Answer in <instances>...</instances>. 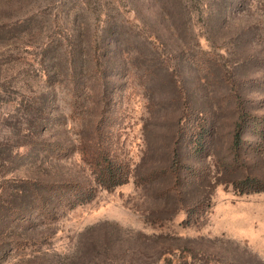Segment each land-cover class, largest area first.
<instances>
[{"label": "rangeland", "instance_id": "1", "mask_svg": "<svg viewBox=\"0 0 264 264\" xmlns=\"http://www.w3.org/2000/svg\"><path fill=\"white\" fill-rule=\"evenodd\" d=\"M0 264H264V0H0Z\"/></svg>", "mask_w": 264, "mask_h": 264}, {"label": "trees", "instance_id": "2", "mask_svg": "<svg viewBox=\"0 0 264 264\" xmlns=\"http://www.w3.org/2000/svg\"><path fill=\"white\" fill-rule=\"evenodd\" d=\"M95 179L98 185L103 189H111L117 185L125 183V179H121V174L110 161L103 160L96 164Z\"/></svg>", "mask_w": 264, "mask_h": 264}]
</instances>
